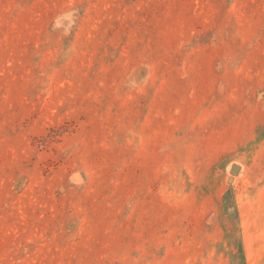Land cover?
I'll return each instance as SVG.
<instances>
[{
  "label": "rangeland",
  "instance_id": "obj_1",
  "mask_svg": "<svg viewBox=\"0 0 264 264\" xmlns=\"http://www.w3.org/2000/svg\"><path fill=\"white\" fill-rule=\"evenodd\" d=\"M0 264H264V0H0Z\"/></svg>",
  "mask_w": 264,
  "mask_h": 264
},
{
  "label": "water",
  "instance_id": "obj_2",
  "mask_svg": "<svg viewBox=\"0 0 264 264\" xmlns=\"http://www.w3.org/2000/svg\"><path fill=\"white\" fill-rule=\"evenodd\" d=\"M240 171V167L239 166H234L233 169H232V173L234 175H237Z\"/></svg>",
  "mask_w": 264,
  "mask_h": 264
}]
</instances>
